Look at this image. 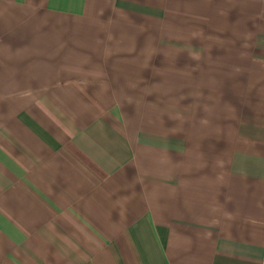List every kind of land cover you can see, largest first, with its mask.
<instances>
[{
	"label": "crops",
	"instance_id": "0c3cea01",
	"mask_svg": "<svg viewBox=\"0 0 264 264\" xmlns=\"http://www.w3.org/2000/svg\"><path fill=\"white\" fill-rule=\"evenodd\" d=\"M0 264H264V0H0Z\"/></svg>",
	"mask_w": 264,
	"mask_h": 264
}]
</instances>
